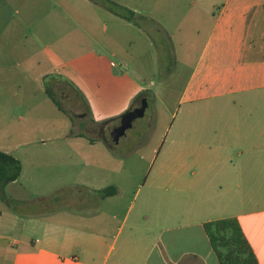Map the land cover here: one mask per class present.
Instances as JSON below:
<instances>
[{
    "label": "crops",
    "instance_id": "1",
    "mask_svg": "<svg viewBox=\"0 0 264 264\" xmlns=\"http://www.w3.org/2000/svg\"><path fill=\"white\" fill-rule=\"evenodd\" d=\"M12 1L21 21L41 22L47 35L41 50L0 43V55L16 52L32 64L41 58L51 71H64V77L52 76L51 86L67 79L85 109L79 115L82 128H45L37 138L0 139V149L21 162L18 177L4 186L6 197L0 196V264H221L203 224L227 216L237 217L258 264H264V0H115L133 10L140 25L92 0H47L35 18L39 0ZM98 8H105L110 22L123 20L124 29L136 24V37L150 38L144 25L163 21L183 37H203L177 100L189 158L180 160L173 174L155 175L152 187L139 194L131 195L117 181H94L96 162L87 156L96 144L87 135L95 122L89 94L101 89L102 56L97 48L80 47L81 38L95 40L80 16L95 22L101 18ZM103 26L106 30L107 23ZM8 36L3 31L0 42ZM112 61L105 67L115 66ZM167 73L175 71L169 67ZM147 92L132 104L127 95L119 109L131 108L141 96L148 99ZM64 135L85 141H71L72 152L64 153L58 141ZM78 161L87 165L86 182L76 178L83 169L70 170ZM108 185L115 191L103 193ZM55 197L57 210L48 202Z\"/></svg>",
    "mask_w": 264,
    "mask_h": 264
},
{
    "label": "rangeland",
    "instance_id": "2",
    "mask_svg": "<svg viewBox=\"0 0 264 264\" xmlns=\"http://www.w3.org/2000/svg\"><path fill=\"white\" fill-rule=\"evenodd\" d=\"M45 1L47 0H39L36 3L40 7H33L32 18L40 16ZM15 9L16 4L12 0H0V37L3 31H7L9 35L6 43H0L7 47L30 46L41 50L47 35L42 23L21 21V15ZM98 9H101V18H97L95 22L91 20L88 23L80 16L81 25L93 31L95 38H81L80 47L97 48L101 50L102 56L101 68L98 67L97 70L102 83L101 89L89 94L95 122L93 130H87V135L96 144L88 147L87 156L96 162L92 170L94 181L99 178H103V181H117L131 195L134 191L139 194L152 187V182L156 181L155 175L173 174L179 161L189 158V151L183 149V118L177 107V100L183 77L193 65L203 37H183L181 32L174 33L171 29L173 23L168 21L153 23L152 27L143 23L150 38L145 34L136 37L134 32L139 31L136 24L129 23L124 29L123 20L120 21L117 17V21L110 22L104 19V14L107 13L105 8ZM104 22L107 23L106 30ZM161 25L164 27L162 30ZM24 33L27 37L23 36ZM81 35L84 34L81 32ZM24 56L26 55L16 52L0 55V139L17 141L21 138H37L41 135L40 129L45 128L53 132L71 130L73 127L82 128L79 115L85 109V104L81 94L64 78H58L64 81L51 86L52 76L61 73L64 77V71H51L49 63L41 58L39 64L23 63ZM67 56L68 53L62 55L63 58ZM110 59L116 65L106 68V62ZM122 60L128 64L127 68L121 67ZM169 67L175 71L171 77L167 75ZM111 74H114V81L110 79ZM17 80L30 82L21 87L8 86ZM138 84L145 85L147 89H141ZM45 88L53 90L63 109L56 105ZM15 89H18L17 94L14 93ZM146 91L148 106L143 116L135 118L132 126L126 129L117 142H110V129L118 123V119H114L126 110L119 109L122 102L128 95L132 104L138 96L146 94ZM78 140L85 141L84 138L72 139L66 135L58 141L65 145L60 144L64 153H70L72 150H69L68 143ZM79 168L84 173L76 178L86 182V164L78 161L70 170L75 172ZM48 202L49 208L59 209L56 197ZM56 210L52 213L53 217Z\"/></svg>",
    "mask_w": 264,
    "mask_h": 264
},
{
    "label": "trees",
    "instance_id": "3",
    "mask_svg": "<svg viewBox=\"0 0 264 264\" xmlns=\"http://www.w3.org/2000/svg\"><path fill=\"white\" fill-rule=\"evenodd\" d=\"M95 3L111 10L119 16L133 20L136 24L141 23L137 20L133 10L125 7L115 0H92ZM51 99L56 105L63 109L60 102L55 98L51 91L47 90ZM21 171V162L12 153L0 149V196L5 198L4 186L16 179ZM116 187L108 185L101 190L103 193L114 192ZM204 230L221 264H258L257 257L246 238L235 216H227L207 220L203 224Z\"/></svg>",
    "mask_w": 264,
    "mask_h": 264
},
{
    "label": "water",
    "instance_id": "4",
    "mask_svg": "<svg viewBox=\"0 0 264 264\" xmlns=\"http://www.w3.org/2000/svg\"><path fill=\"white\" fill-rule=\"evenodd\" d=\"M146 106L147 98L144 96L140 104L125 110L119 117V123L110 129V142H117L126 129L132 126L134 119L143 116Z\"/></svg>",
    "mask_w": 264,
    "mask_h": 264
},
{
    "label": "flooded vegetation",
    "instance_id": "5",
    "mask_svg": "<svg viewBox=\"0 0 264 264\" xmlns=\"http://www.w3.org/2000/svg\"><path fill=\"white\" fill-rule=\"evenodd\" d=\"M143 97H144V96H141V97L139 98L138 103H137L136 105H138V104L141 103V100H142ZM145 97H146V96H145ZM134 106H135V105H134ZM134 106H132V107H134ZM118 123H119V120H118ZM118 123H116V124H118ZM116 124H115V125H116ZM115 125H114V126H115Z\"/></svg>",
    "mask_w": 264,
    "mask_h": 264
},
{
    "label": "built area",
    "instance_id": "6",
    "mask_svg": "<svg viewBox=\"0 0 264 264\" xmlns=\"http://www.w3.org/2000/svg\"><path fill=\"white\" fill-rule=\"evenodd\" d=\"M112 64H116L114 61H112Z\"/></svg>",
    "mask_w": 264,
    "mask_h": 264
}]
</instances>
